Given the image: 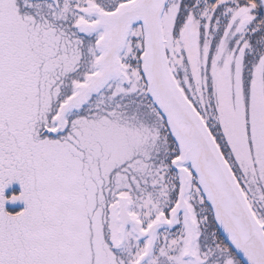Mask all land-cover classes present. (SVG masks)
<instances>
[{"label": "snow or ice", "instance_id": "1", "mask_svg": "<svg viewBox=\"0 0 264 264\" xmlns=\"http://www.w3.org/2000/svg\"><path fill=\"white\" fill-rule=\"evenodd\" d=\"M0 264H264V0H0Z\"/></svg>", "mask_w": 264, "mask_h": 264}]
</instances>
